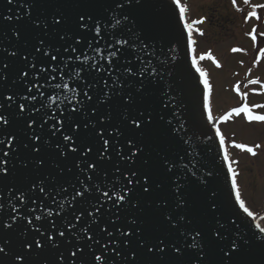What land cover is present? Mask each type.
<instances>
[{"label": "water", "instance_id": "obj_1", "mask_svg": "<svg viewBox=\"0 0 264 264\" xmlns=\"http://www.w3.org/2000/svg\"><path fill=\"white\" fill-rule=\"evenodd\" d=\"M116 2H119V0H13L12 3H9V0H0V69H3L6 77V79H0V104L3 105V108L0 109V115L10 118L8 124L0 125V139L7 137L5 144L0 145V159L8 161L4 165L7 172L0 173V204H3V210L0 211V245L5 246V252L8 255L0 254V264H18L14 260V256L24 251L28 252V256L26 257L27 264H58L60 253L66 252V249L70 247V245L62 242L61 247L57 249H52L48 245L44 251H41L35 247V244H33L30 250L24 249L22 247L23 244L31 241L33 238L40 239L43 245L48 233L45 231L42 238L39 233L33 231L26 220L13 222L11 217L15 216L16 213L12 212L9 201L11 200L12 203L17 205V210L20 213L30 216L27 211L28 208H37V211H39L37 206L42 201L45 206H49L48 201L52 197L49 196L46 200L43 194L37 190L26 205H21L20 201L14 200L13 197L19 191L27 190L31 183L37 179H46L53 188L61 185L67 187L69 191L63 195L69 198L73 191L71 185L75 184L79 187L77 177L86 180L85 176L75 168V160L77 158L84 159V157H74L69 152L68 159H64L54 147L56 143L62 142L63 134L71 130L69 125H65V128L57 132L55 137H52L53 148H42L39 155H37L32 148L38 147L41 141L33 142L29 137L33 130L39 135V124L42 121L38 120L36 124H33L32 129H29L27 128V118L17 117L19 111L17 105L21 102L19 95H35V90L33 89V92L29 93L25 81L19 79L22 71H29V77L31 76V71L25 67L23 54H27L31 58V55L35 54L38 39L45 40L46 44L60 47L61 53L64 54L63 48L67 47V44L60 39V36L65 31H75L74 25L77 19L75 13L82 9L88 10L93 16L90 26L93 22L99 24L101 36H103V39L100 40L101 47L106 42L113 43L120 39H128L130 43L135 41V35L129 33L125 27V24H127L129 27H134L133 30L137 34L144 36L154 46L155 55L151 59L152 63L157 67L160 66L159 62L169 55L167 50L170 46L175 45L178 50L177 60L175 62L169 60V63L164 66L165 74L162 81L152 79L144 82L145 92L142 97L136 93V89L141 83L139 77H128L127 79L121 77L124 82V91L121 93V96H114L112 100L104 104H97L96 97H94L86 106L87 117L83 113H78L75 116L76 122L80 124L78 130L80 134L79 139L88 145H93L99 138L95 135V131L91 128V125H89L88 129L84 128V124L88 123V120L97 123L98 127L104 128L105 125L100 123V118L111 114V122L107 125V127L111 128L119 126L121 113L125 109L130 112L139 110L152 113L154 123L150 130V137L146 141L145 158L150 161L152 178L157 183L162 184V188L149 189L148 193H143L139 188L136 189L133 198L140 200V206H129L121 209L117 213L121 219L115 227H119L121 231L131 230L133 237H135L139 234L136 232L135 227L128 223L130 219L135 218L138 221H145V230L151 232L154 237H165L170 233L168 235L169 240L182 239L179 235V229H171L170 226L163 222V216L165 213H169L174 217L185 214L188 219L192 220V224H181L179 227L187 228L189 231L192 228L200 230L205 237L202 243L205 245V258L209 261V264H223L224 259H226L223 256V252L220 251L223 244L211 237V228L215 226V219L217 218L222 223L228 224H230L231 219H236L239 224L240 233L246 241L245 250L248 253V257L245 260V264H264V253L261 252L262 241L259 239L264 234L260 233L257 224L262 228L263 226L260 219L256 218L253 213L252 216H248L235 199V190L232 189L231 185L232 172L229 171V166H231L230 160L229 158L228 160L224 159L226 148L225 143L223 145L220 143L221 132L220 135L216 134L217 129L220 131L218 127L222 118H213L212 121H208L207 119V109L204 107V104L207 102L209 105V89L204 87L203 81L206 77H202L200 73L196 72V67L199 66L197 64L193 66L192 64L194 47L193 42H189L191 31L189 32V29L185 28V23H187L186 17L183 16L181 18L180 16L179 8L182 7L181 4H173L172 0H140L139 5L134 3L133 5H125L123 11L130 19L129 21H123L120 16L121 10L116 9L115 14L112 11ZM29 3L35 4V7L31 9L33 20L37 16L50 17L54 10L59 7L66 13L67 23L61 21L59 25L54 26L49 20L48 29L35 28L28 16L25 15L26 8L21 7L22 4ZM5 17H11L12 19L7 20ZM17 17L21 18L17 20ZM116 18L121 19V24L113 27ZM132 21H135L134 26ZM14 30L19 32V39L13 35ZM88 36L89 38L96 36L94 28ZM68 43H72V41H68ZM82 43H85V41H82ZM120 47L122 52L120 63L123 64L125 59L131 60L136 70H139L141 65L127 45ZM161 48H163V52H161ZM152 50V48L149 49V51ZM14 51L17 52L15 57L10 55ZM72 55L73 57L75 56V54ZM148 58L145 57V60ZM57 60L59 61L60 57H57ZM52 63L55 64L56 61ZM71 63H79V61L70 62V69L73 67ZM104 63H107V60ZM4 65H8V67L4 68ZM37 67H39V64ZM167 73H170V75ZM93 75L96 74L93 73ZM81 76L86 77V82H91L93 78L91 76L87 77L86 72H82ZM65 79L67 80V77ZM105 79L108 80L109 84L112 83L110 77L107 75L98 77V88L100 89L98 95L103 92V80ZM26 80L28 83H31L29 78H26ZM58 81L59 77L56 81H52V83L55 84ZM68 83L69 88L76 87L70 80ZM169 90H171V94L177 98L180 104V110L186 121L185 127L188 129L186 136L193 138L192 147L183 143L181 136H185L184 133H175L169 129L167 121L171 119V106L167 109L163 107V101L166 99L164 94L169 92ZM51 91V89L47 90V92ZM55 91L60 92L62 96H73V93L69 89H57ZM129 94L134 97L135 103L128 104L121 98ZM89 95H92L91 90L89 91ZM7 96H16V102L12 104V107H9L11 102L5 99ZM81 97L82 93L80 97L76 98L79 99ZM206 97L207 100H205ZM39 100L40 98L38 97L37 102L34 105L29 104L28 107H39ZM93 108L96 109L94 114L92 112ZM57 115H60V113L58 112ZM161 116L164 117L163 120L160 119ZM35 118V115H33L32 119ZM44 131L47 136H51L47 125L44 126ZM121 131L124 133L123 138L113 137V139L119 142L123 149V154L128 155L129 147L126 140L133 133L127 126L121 128ZM206 136H211L212 139L204 142ZM25 143L29 145V148L23 147ZM99 143L103 144L102 141H99ZM10 148L14 149V151L9 152V156H4L3 153ZM65 149L67 150V146H65ZM80 151L82 152L83 148ZM100 151H103L102 147ZM189 151L199 152L200 157H197L198 164L205 165L214 174L212 177L206 178L208 180L206 187L201 186L191 174H188V180L184 181L188 187L186 196L188 207L186 209H177L175 206V194L172 191L174 184L171 178L176 175H183L184 173L176 169L172 173H168L165 167L162 166V159L166 157L169 161H174L179 166L187 163L191 167L192 157L187 155ZM96 154L97 150L94 147L93 153L90 155L94 156ZM109 154L112 155L111 162L99 164L98 169L106 171L109 177H111L112 169L118 164L125 166V162L120 161L119 156H116L114 153H106V155ZM180 157H184V160H180ZM36 159L43 160V164L40 167L34 165L33 161ZM136 166H140L139 160H137ZM184 171L186 172V170ZM193 171H197V169L194 168ZM94 178L96 177L94 176ZM128 187H131V185H128ZM213 192L217 193L214 202L218 207L217 211L209 213V205L213 202L210 197ZM32 200H35V203H32ZM160 201H167V205L157 207ZM51 206L55 207V205ZM245 207L247 206L245 205ZM105 208H107V205ZM248 210L252 212L249 208ZM81 211H84V208L81 207V202L78 198L73 205L68 206L66 212L56 217L55 223L57 227H61L64 219L67 218L69 223L76 224V229L74 230L78 231L79 227L90 219L85 211L84 216L77 223L73 213L79 214ZM104 211V209H101V213H104ZM109 216H111V213L101 215L98 223L93 225L95 231H90L93 239H99L101 244L118 236V233L114 231V226L110 223ZM4 220L13 225L11 229L2 226ZM104 225L108 226L109 231L114 232L113 237H107L105 233L100 231V227ZM48 227V222L45 221V228ZM235 230V225H232L229 231L222 233V235L230 237L231 232ZM41 231H44V229L42 228ZM22 233H27V235H22ZM65 234L71 238L69 232L66 231ZM57 239L61 238L57 237ZM128 239V237H124L120 240L121 248L116 249V252H119L120 256L112 252V248L115 245H109V253L106 256L108 259L114 261V264H192V261L197 258L194 250L186 252L181 257L175 255L169 249H165V252L162 254L163 259H161L160 255L147 254L146 249L141 248L137 251L138 242L135 238L131 239L127 246L124 245L123 241ZM5 241L8 242L6 245ZM187 242H191L190 237ZM88 243H91V241H88ZM72 244L82 246L74 239L72 240ZM98 247V245H93L94 250ZM85 250L87 251L86 248ZM153 251L155 252V249ZM133 252L136 253L135 259L132 257ZM65 259H68L67 254L65 255ZM72 259L75 258L73 257ZM19 264H24V262H19ZM108 264H111V262L109 261Z\"/></svg>", "mask_w": 264, "mask_h": 264}, {"label": "snow or ice", "instance_id": "obj_2", "mask_svg": "<svg viewBox=\"0 0 264 264\" xmlns=\"http://www.w3.org/2000/svg\"><path fill=\"white\" fill-rule=\"evenodd\" d=\"M12 2L13 0H9V3ZM133 3L139 5L140 0H119V2L114 3L112 11L115 14L116 9L121 10L120 16L123 21H129L130 18L124 13L123 9L125 5H133ZM172 3L179 5L180 0H172ZM244 3H249V0H244ZM233 4H235V0H233ZM21 7L26 8L27 11L25 15L28 16L35 28L48 29L49 20L54 26L59 25L61 21L67 23L66 13L59 7L54 10L50 17L37 16L35 20L32 19L31 15V9L35 7V4H22ZM254 7L264 8V4L255 5ZM186 11L187 9L185 7L179 8L181 18H183ZM75 15L77 17L74 25L75 31H65L63 35L60 36V39L67 44V47L63 48V53L66 55L61 53L60 47L46 44L43 39H38L35 54H32L31 58H29L27 54H23L25 67L31 71V76L29 77V71H22L19 79L25 81L29 93L33 92L34 89L35 95H19V100L21 102L17 105L19 109L17 117H26L27 128L29 129H32L33 124H36L38 120L42 121V123L39 124V135L33 130L29 137L33 142L41 141L38 147L32 148L37 155H39L42 148H53L52 137H55L57 132L65 128V125H69L71 130L66 131L63 134L62 142L56 143L54 147L64 159H68L69 152H71L74 157H84V159L77 158L75 160V168L85 176L86 180L77 177L79 180V187L75 184L71 185L73 191L69 198L63 195L64 193H68L69 189L67 187L61 185L53 188L46 179H37L35 182L31 183L27 190L19 191L17 195L13 197L14 200L20 201L21 205H26L37 190L39 193L43 194L46 200L49 196L52 197V199L48 201L49 206H45L43 201L37 206L39 211H37V208H28L27 211L30 216H25L20 213L17 210V205L12 203L11 200L9 201L12 212L16 213L15 216L11 217L13 222L17 220H26L33 231L39 233L42 238L44 237L45 231L48 233L43 245L40 239L33 238L31 241L25 242L22 247L30 250L33 244H35L37 249L44 251L45 247L48 245H50L52 249H57L61 247V243L63 242L70 245V247L66 249V252L60 253L58 264H108L109 261L111 264H114V261L108 259L106 256V254L109 253V245H115V247L112 248V252L120 256V253L116 252V249L121 248L120 240L124 237H128V240L123 241L124 245L127 246L129 241L135 238L138 242L137 251L143 248L146 249L147 254L160 255L161 259H163L162 254L165 252V249H169L172 253L181 257L186 252L194 250L197 258L192 261V264H209V261L205 258V245L202 243L205 237L202 235V232L196 228H192L189 231L187 228L179 227L181 224H192V220L188 219L185 214L174 217L169 213H165L163 216V222L170 226L171 229H179V235L182 239L169 240L168 235H170V233L165 237H154L151 232L145 230V221H138L135 218L128 221L131 226L135 227L136 232L139 234L135 237H133L131 230L121 231L119 227H115L117 222L121 219L120 215L117 214L121 209L129 206H140V200L133 198L136 189L139 188L143 193H148L149 189L155 190L162 188V184L157 183L152 178L150 161L145 158L146 141L150 137V130L154 123L152 113L139 110L130 112L125 109L124 112L121 113L119 126L111 128L107 127L112 119L111 114L100 118V123L105 125L104 128H100L97 123L88 120V123L84 124V128L88 129L89 125H91V128L95 131V135L99 138L93 145H88L79 139L80 134L78 130L80 124L75 120V116L78 113H83L84 116L87 117V112L85 111L86 106L94 97H96L97 104H104L112 100L114 96H121V93L124 91V82L121 77L125 79L128 77H139L141 83L136 89V93L142 97L145 92L144 82L146 80L150 81L152 79H157L162 81L164 79V66L169 63V60L172 62L177 60V48L175 45L170 46L167 50L169 55L164 60H161L159 62L160 66L157 67L152 63L151 59V57L155 55L154 46L151 45L144 36L137 34L133 30L134 27H129L125 24L127 31L135 35V41L130 43L128 39H120L113 43L106 42L104 46L101 47L100 40L103 39V36H101L99 24L93 22L90 26V22L93 21L92 14L88 10L82 9L77 11ZM249 15L256 16V12L252 11ZM20 18L21 17H17V20ZM5 19L11 20L12 18L5 17ZM196 23H202V21H197ZM120 24L121 19L116 18L113 27ZM132 24L134 26L135 21H132ZM105 27H107V25H105ZM93 28L95 29L96 36L89 38L88 34L93 31ZM185 28L189 29L190 32L192 24L185 23ZM13 35H15L17 39L20 37L19 32L15 30ZM200 35H203V33L201 32ZM97 37H99V39H97ZM68 41H72V43H68ZM82 41H85V43H82ZM189 42H192L190 35ZM123 45H127L131 53L134 54L135 59L140 63L141 67L139 70H136L131 60L125 59L123 64L120 63L122 55L120 46ZM150 48L153 50L149 51ZM69 49L71 50L70 52ZM233 51H237V49H233ZM161 52H163V48H161ZM72 54H75V56L73 57ZM10 55L15 57L17 52L14 51L10 53ZM57 57H60L59 61ZM145 57L149 58L145 60ZM200 59H204V56H201ZM105 60H107V63H104ZM53 61H56V63L53 64ZM73 61H79V63H71L73 67L70 69L69 64ZM38 64L39 67H37ZM192 64L193 66L197 64L195 57L192 58ZM217 66L219 67V64H217ZM7 67L8 65H4V68ZM82 72H86L87 77H93L91 82H86V77L81 76ZM196 72L200 73L202 77L206 76V73L199 67H196ZM65 73H67V75H65ZM93 73L96 75H93ZM167 74L170 75V73ZM103 75L109 76L112 83L109 84L107 79L103 80V92L98 95L100 92L98 88V77ZM58 77L59 81L53 84L52 81H56ZM65 77H67V80ZM26 78H29L31 83H28ZM0 79H6L3 69H0ZM69 80L76 87L69 88ZM257 82L258 81L255 80L249 81V83L252 84ZM203 83L205 88H209L206 78ZM48 89L52 91L47 92ZM57 89H69L73 93V96H62L60 92L55 91ZM77 89H79V91H77ZM90 90L92 91V95H89ZM81 93L82 97L77 99L76 97H80ZM164 95L166 99L163 101V107L167 109L171 106V119L167 121L170 131L184 133L185 136H181L183 143L192 147L193 138L191 136H186L188 129L185 127L186 121L183 118L177 98L171 94V90ZM38 97L40 98V106L28 107L29 104L34 105ZM121 98L128 104L135 103V99L131 94L122 96ZM5 99L11 102L9 107H12V104L16 102V96H7ZM205 100H207V97ZM204 107L207 109L208 121H212V111L207 102H205ZM2 108L3 105L0 104V109ZM95 111L96 109L93 108V114ZM237 111L248 110L237 109ZM58 112L60 115H57ZM33 115H35V119H32ZM160 119L163 120L164 117L161 116ZM224 119H227V117H224ZM249 119L264 121V116H252L249 112ZM9 122V117L0 115V125L8 124ZM45 125L48 126V132L51 133V136L45 134ZM57 125H59V127H57ZM125 126L130 128L133 133L126 140L129 147L128 155L123 154L121 145L116 139H113V137L123 138L124 133L121 131V128ZM109 129H111V131H109ZM216 134L220 135L219 129L216 130ZM5 139H7V137H5ZM5 139H0V145L5 144ZM211 139V136H206L204 142ZM99 141H102L103 144L101 145ZM220 143L221 145L224 144L223 136H220ZM65 146H67V150ZM23 147L27 149L29 145L25 143ZM94 147L97 150V154L91 156L90 154L93 153ZM101 147L103 151H100ZM235 147L243 148L244 145L236 144ZM256 147L258 148L260 145H256ZM81 148H83L82 152L80 151ZM13 151L14 149L10 148L8 151H5L3 155L9 156V152ZM247 151L255 155L252 148H248ZM106 153H114L116 156H119L120 161L125 162V166H120L118 164L112 169L111 177H109L106 171L98 169L99 164L111 162L112 155H106ZM187 155L192 157L191 167H189L187 163L179 166L176 162L169 161L166 157L162 159V166L165 167L168 173H172L174 169L184 173L183 175H176L171 178L174 184L172 191L175 194V206L177 209H186L188 207V201L186 199L188 187L184 183V181L188 180V174H191V176L203 187L207 186L208 180L206 178H210L214 174L213 171L205 165L198 164L197 157H200L199 152L189 151ZM224 159L228 160L227 150H225ZM137 160L140 161V166H136ZM180 160H184V157H180ZM6 163H8V161L0 159V173L7 172V169L4 167ZM33 163L36 167H40L43 164V160L36 159ZM194 168H196L197 171H193ZM184 170H186V172ZM69 171H71V169H69ZM229 171L232 172L231 185L232 189L235 190L236 201L239 202L240 207L248 216H252V212L245 207L244 201L241 199L240 191L237 188L235 170L229 166ZM94 176L96 178H94ZM125 181H127V183H125ZM128 185H131V187H128ZM216 196L217 193L213 192L210 197L213 202L209 205V213L217 211L218 206L214 202ZM58 197L59 199H57ZM78 198L84 211L79 212V214L73 213L75 221L79 223L85 211L90 219L81 225L78 231L74 230L76 229V224L69 223L67 218L64 219L61 227H57L55 223L56 217L66 212L68 206L73 205ZM32 203H35V200H32ZM51 205H55V207ZM85 205L87 206L85 207ZM106 205L107 208H105ZM166 205L167 201H160L157 207ZM101 209L105 210L104 213H101ZM2 210L3 204H0V211ZM107 213H111L109 220L114 226L115 233H118V236L101 244L99 239H93V235L90 234V231H95L93 225L98 223L101 215ZM45 221L48 222V228H45ZM232 225H235L236 230L231 232V236L222 235V233H227ZM2 226L11 229L13 225L7 220H4ZM42 228L44 231H41ZM257 228H259L260 233L264 234V228L260 227L259 224H257ZM66 231L70 233L71 238L65 234ZM100 231L105 233L107 237L114 236V232L109 231L107 225L101 226ZM22 235H27V233H22ZM57 237L61 239H57ZM189 237L191 238L190 243L187 242ZM211 237L223 244V247L220 248V251L223 252V256L226 258L223 264H245V260L248 257V253L245 250L246 241L240 233L239 224L236 219H231L230 224L222 223L218 218L215 219V226L211 228ZM73 239L82 246L73 245ZM259 239L262 241L261 252L264 253V236ZM88 241H91V243H88ZM7 243L8 242L5 241V245ZM93 245H98L99 247L94 250ZM154 249L155 252L153 251ZM0 254L8 255V253L5 252L4 245H0ZM66 254L68 256L67 260L65 259ZM27 256L28 252L24 251L15 255L14 260L18 262V264L19 262L27 264ZM135 256L136 253L133 252V259H135ZM73 257L75 259H72Z\"/></svg>", "mask_w": 264, "mask_h": 264}, {"label": "rangeland", "instance_id": "obj_3", "mask_svg": "<svg viewBox=\"0 0 264 264\" xmlns=\"http://www.w3.org/2000/svg\"><path fill=\"white\" fill-rule=\"evenodd\" d=\"M180 4L187 9V23L192 24L194 57L206 73L213 118L222 117L218 128L237 188L264 228V121L249 119V112L264 116V8L254 7L264 0L247 4L244 0L235 4L233 0H180ZM252 11L256 16L249 15ZM253 80L258 82L249 83Z\"/></svg>", "mask_w": 264, "mask_h": 264}]
</instances>
